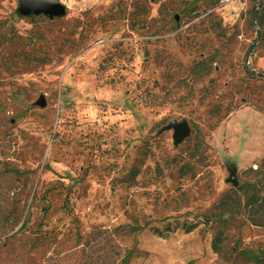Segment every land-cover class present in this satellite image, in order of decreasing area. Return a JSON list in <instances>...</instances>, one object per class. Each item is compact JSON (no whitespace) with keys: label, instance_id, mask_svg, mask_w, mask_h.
<instances>
[{"label":"rangeland","instance_id":"rangeland-1","mask_svg":"<svg viewBox=\"0 0 264 264\" xmlns=\"http://www.w3.org/2000/svg\"><path fill=\"white\" fill-rule=\"evenodd\" d=\"M28 1L0 0V264H179L197 229L264 264V0Z\"/></svg>","mask_w":264,"mask_h":264},{"label":"water","instance_id":"water-1","mask_svg":"<svg viewBox=\"0 0 264 264\" xmlns=\"http://www.w3.org/2000/svg\"><path fill=\"white\" fill-rule=\"evenodd\" d=\"M27 11L34 13H46L50 16H59L63 12L62 5L56 0H31L25 3ZM38 106L45 107L46 101L42 97L38 101ZM166 130L174 132V140L176 145H180L191 135V129L186 120H182L179 123L172 122L166 128ZM229 181L234 187L238 186L235 175H231Z\"/></svg>","mask_w":264,"mask_h":264},{"label":"crops","instance_id":"crops-1","mask_svg":"<svg viewBox=\"0 0 264 264\" xmlns=\"http://www.w3.org/2000/svg\"><path fill=\"white\" fill-rule=\"evenodd\" d=\"M182 235L178 236L176 242L173 246L177 248L183 247V245L187 244L189 246L193 245V247L188 250H182V256L177 254V258H170L168 261L172 263L173 260H178L179 264H189L192 261L193 256L202 257L203 260L200 261L199 264H213V261L216 258V254L211 248V243L207 240V238H203L200 235V231L194 230L191 232L182 231ZM186 255V256H185Z\"/></svg>","mask_w":264,"mask_h":264},{"label":"trees","instance_id":"trees-1","mask_svg":"<svg viewBox=\"0 0 264 264\" xmlns=\"http://www.w3.org/2000/svg\"><path fill=\"white\" fill-rule=\"evenodd\" d=\"M263 15H264V13H263ZM133 174H134V176H136V171ZM233 207H237V208L240 209V207H241V199L238 201V205L235 206V204L231 200V197L230 196H226L215 209L216 210H220L221 214H224V213H227V212H231ZM158 234H159V236L161 238L164 237L163 233H158ZM214 249L218 253V248L216 247V245H214ZM257 260H258V262L261 261V263L264 262L263 261L264 259L262 257H258ZM122 262H123L122 264H128L129 260L125 258V259H123Z\"/></svg>","mask_w":264,"mask_h":264}]
</instances>
